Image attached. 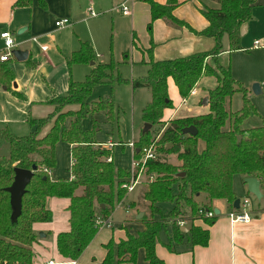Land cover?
Wrapping results in <instances>:
<instances>
[{"label":"trees","instance_id":"obj_1","mask_svg":"<svg viewBox=\"0 0 264 264\" xmlns=\"http://www.w3.org/2000/svg\"><path fill=\"white\" fill-rule=\"evenodd\" d=\"M31 0H18L17 6L28 5ZM150 4L152 21L148 24L150 34L153 21L159 18L169 20L176 25H185L173 13L178 0H168L162 4L155 0H145ZM220 8L203 9L209 25L198 34L214 37L216 44L210 51L193 53L187 56L166 60L151 58L146 75L130 80L134 89L149 87L152 100L143 111L145 123L152 124V130L142 132L135 143L134 158H138V149L145 147L153 135L156 124L163 125L164 110L172 106L168 91V78L172 77L182 97L190 96L196 84L204 75H214L219 85L209 91V110L206 113L177 117L170 121L160 136L163 144L160 151L177 154L180 161L174 164L161 158L150 159L146 163V172L151 180L142 193L150 214L141 221L145 228L136 234L127 233V238L116 242L111 239L105 244L107 254L101 264H123L136 262L139 250L144 249L149 264H166L156 252L162 235L168 232L172 241L168 245L185 240L191 245L206 246L210 232L194 224L201 206L212 208L215 199H226L233 206L238 198L235 195L233 181L235 175L257 177L261 180L264 192V118L257 126L248 127L246 121L260 115L249 96V90L232 73L229 67L218 63L219 55L225 50L224 35L229 36L231 49L241 47V27L251 19L256 0H218ZM153 47V46H152ZM149 53H153V48ZM215 59L216 67L208 64L207 58ZM96 61V53L89 42H83L81 48L69 59L74 63ZM27 64L31 66L30 60ZM116 63L97 62L84 80L70 78L68 92L64 95H52L44 103L54 106V111L44 118L29 117L33 131L28 135H15L9 129L0 130V139L10 144L8 155H0V264H36L33 245L38 235L34 225L37 222H49L52 211L47 207L49 197L69 198L70 230L61 232L57 237L58 252L65 258L78 259L98 233L100 226L97 217L109 218L116 206L126 197L128 190L123 183L130 182L133 174L118 167L112 158V151L101 145L95 138L94 126L86 129L83 120L99 111H107L108 119L114 121L115 104L111 101H90L95 86L101 83L127 82L120 73L115 74ZM15 73L11 61H0V84L23 97L13 88ZM236 93L242 96V105L238 110L227 108L228 100ZM78 105V108H69ZM51 125L50 130L41 135L42 130ZM195 125L197 135L185 134L183 129ZM243 138L238 142V136ZM72 145L73 165L71 179H53L51 171L56 167V146L60 141ZM37 168L27 186L23 197L22 213L12 218L13 207L11 186L15 168ZM184 174V175H182ZM136 177V173L134 178ZM82 188V193L77 191ZM201 195L207 202L199 201ZM264 201V199H263ZM173 203L168 209L167 204ZM257 207H263L258 203ZM179 218L191 221L189 231L182 230ZM207 219L212 225L215 220Z\"/></svg>","mask_w":264,"mask_h":264},{"label":"crops","instance_id":"obj_2","mask_svg":"<svg viewBox=\"0 0 264 264\" xmlns=\"http://www.w3.org/2000/svg\"><path fill=\"white\" fill-rule=\"evenodd\" d=\"M17 1L0 0V35L3 31H10L18 44L17 49L26 46L23 50L29 51L27 60H30L31 63L30 66L27 64V60L19 61L16 56L10 60L15 73V80L12 83L13 88L17 89L23 97L16 95L13 91L0 84V130L9 129L10 132L13 131L12 133H16V135L18 133L15 131H25V133L29 131L31 133L34 127L29 124V117L44 118L54 111V106L46 104L44 101L54 94H66L69 89L70 78L75 81L84 80L95 63H97V61H92L88 64L74 63L70 66L69 59L74 52L81 48L83 42H89L93 46L95 53L97 52L95 45H97L96 35L99 30L95 34L93 27L97 25L93 20L103 11L116 10L121 15V18L131 19L132 48L136 53L135 58L131 60L130 53L132 51L129 49L124 52L123 61H129L133 65L137 63L145 64V70L148 71L150 66L147 62L151 58L156 61L174 59L213 49L216 44L215 38L198 34L197 31L206 29L210 23L204 15L203 9L207 7L220 8L221 6L218 0H178L173 13L179 20L184 21L185 25H176L167 19L159 18L153 21V30L150 34L148 24L152 21L151 7L145 0H31L28 5L24 6H17ZM124 1H127V5L130 7V14L122 12L120 4ZM155 1L165 4L168 0ZM261 5L264 6V0H256L253 13ZM97 6L100 8L99 12L96 10ZM91 9L95 11L96 15L90 13ZM64 18L69 19V23L63 28H58L55 22ZM251 19L241 27L242 48L231 49L229 36L227 34L224 35L223 45L225 50L219 55L218 63L229 67L234 76L244 86L247 85L249 96L253 102L255 93L251 86L256 81L264 80V76H260V73L256 71L254 61H250L246 66H243L244 69L234 62L235 52L264 48V44L261 43L259 47L255 46V41L260 36H257L252 41L251 46L246 47L242 43L243 38L247 36L249 30L247 24H249ZM245 26L247 27L245 28ZM21 29H23V32L19 33ZM17 31L21 35L19 38L16 37L15 32ZM226 36L228 37V42L224 40ZM33 37H36L37 40H33ZM0 41L3 42L4 47V40L1 36ZM151 47L153 48L152 54L149 53ZM254 54L260 55V52ZM96 55H99V53ZM101 56L104 57L103 54ZM207 62L210 66L216 67L217 62L213 57H208ZM15 83L17 86H15ZM218 85L219 81L216 76L204 75L193 89L195 93H191L185 102V98L181 96L174 79L169 77L168 91L172 99V106L164 110L162 121L166 125L177 117H189L208 112L209 99L207 101L206 98L209 97V91L215 89ZM140 88L150 89L149 87ZM256 103L258 102L256 101ZM241 105L242 96L240 93H236L227 103V106L233 111L238 110ZM69 108L76 109L78 105H73ZM259 114H253L252 116L264 118L260 112ZM252 116L247 121H250ZM245 125L248 127L257 126ZM50 127V124L47 125L42 130L41 135L46 134ZM25 133L19 136L25 135ZM3 140L6 139H0V148L3 147V149L5 148L4 151H6L8 146L6 147V143L4 144ZM99 142L104 143L102 141ZM69 145L72 147L71 144ZM114 147L105 148L113 151ZM111 157L113 158V156ZM71 158L73 165L72 153ZM53 170L51 171V177ZM238 177V186L235 182V177L233 181L235 195L241 200L249 197L252 203L257 205L259 201L248 191V186L245 182L246 177L241 175H238ZM71 178L69 177L68 179ZM135 190L136 188L131 192ZM77 194H79L78 191ZM125 198L121 201L122 203L125 202ZM204 202H207V200ZM217 202L224 203L220 206L216 204ZM69 204V198H48L47 207L52 211L53 219L49 222H37L34 225L35 233L38 235L37 241L33 245L36 264H44L50 260H54L55 264H101L107 254L106 243L111 239L119 242L127 238L128 232L136 234L145 228V222L141 221L142 218L137 219V215L142 211L145 215L146 209L139 207L135 217L122 220L114 219L115 209L109 217L112 226H102L78 259H68L58 252L57 237L59 233L70 230ZM261 204L264 207L263 199ZM135 206V201L129 202L126 205V212L129 213L130 209ZM233 207L226 199H215L212 201V208L220 210L215 222L212 225L201 220L194 222V224L209 230L210 240L206 246H193L189 241L185 240L181 244H174L172 246L173 250H171L168 246L172 241L171 235L168 232H164L162 237H166L168 241H162L157 244V255L166 264H264V211L255 215L249 223H232L228 218V213ZM190 224L191 222L184 226L187 231H189ZM40 231L42 235H39ZM46 238H51L53 244L50 245L54 246L46 245ZM145 257V250L141 249L136 262L128 261L123 264H149Z\"/></svg>","mask_w":264,"mask_h":264},{"label":"rangeland","instance_id":"obj_3","mask_svg":"<svg viewBox=\"0 0 264 264\" xmlns=\"http://www.w3.org/2000/svg\"><path fill=\"white\" fill-rule=\"evenodd\" d=\"M108 4V3H106ZM96 10L99 12L100 8L97 6ZM95 20V21H94ZM93 22L97 25L94 26V31L99 30V33L96 35L97 45H95L96 61L97 62H109L112 59L116 63L115 74L118 72L123 78L128 79L127 82H113V83H101L94 87L91 96L89 97L90 101H111L115 104V117L114 121L108 119L107 111H99L93 117L89 115L83 120V125L86 129H91L94 126L93 118L96 120L97 127L95 128V138L97 141L102 142H112L114 143L113 149V159L114 163L118 166L127 170L129 172L134 171V148L130 144L131 142H137L141 136V132L145 126V122L143 119V111L147 106L148 102L151 99L152 91L148 88H139L134 89L130 80L138 78L140 76H144L147 74V70L145 64L137 63L132 64L129 61H123L124 52L132 51L130 53V59L135 58V53L132 48V31H131V19L130 18H121V15L115 11H103L99 16H97ZM92 23V22H91ZM86 23V24H91ZM248 33L246 38H243L242 43L246 45V47L251 46L252 41H254L257 36H260L258 41L261 44H264V6H258L257 10L254 11L253 17L249 24ZM247 26H245L246 28ZM85 31L87 29L84 27ZM16 37H20L18 31L15 32ZM226 42H228V37L224 38ZM256 40V41H257ZM255 41V42H256ZM26 48V46H22L19 49ZM3 50V42L0 41V54ZM136 51V50H135ZM256 52H260L259 54H254ZM104 55L102 57L101 55ZM130 60V61H131ZM234 62L235 64H239L242 69L243 66H246L250 61H254L256 64V71L260 73V76H264V48L260 50H252L248 51H238L234 53ZM88 64V63H85ZM82 67V66H80ZM79 69V68H78ZM233 73V72H232ZM234 75V74H233ZM260 83L262 85V94L254 95V103L257 106L258 111L264 116V80H259L254 83ZM253 83V84H254ZM252 84V85H253ZM246 85V84H245ZM247 86V85H246ZM252 87V86H251ZM152 100V99H151ZM256 101L258 103H256ZM229 108V106H227ZM261 117V116H260ZM262 123L261 118L258 116H252L250 121H246L245 124L250 125H259ZM168 124L163 125L156 124L154 128L153 135L150 137L148 143H146L145 147H153L155 152L157 153L158 158L166 160L168 162L177 164L180 163L177 154H168L160 151L163 144L160 142V136L164 132L165 128ZM29 127V126H27ZM152 128V127H151ZM29 130V129H28ZM152 130V129H150ZM13 132V131H11ZM21 135L24 134L25 131H15ZM30 132H26L25 135H28ZM16 135V133H13ZM3 143H6V151H4L3 147L0 148V155H8L10 151V145L6 140H3ZM134 143V145H135ZM140 152V151H138ZM143 155L139 154L137 159H141ZM56 159L57 164L56 168L53 170L52 178H69L72 177V158H71V147L68 142L60 140L56 146ZM147 168L141 172L138 178V184L134 192H128L127 197L125 198L124 203H120L119 206L116 207L115 210V220H122L136 216V212L139 207L142 209H146V214L149 215L150 211L146 203H144V199L140 196L144 190L148 182L151 180L150 176L146 172ZM238 175H235V182L237 186L239 185ZM132 178H130V181ZM126 189V188H125ZM82 188L78 190L80 194ZM199 201H206V196L202 195L198 198ZM135 201L136 206L130 209L129 213L126 212V205L129 202ZM224 202H217V205H223ZM168 209L173 207V203H169L166 205ZM38 229V228H36ZM42 233L41 231L39 232ZM163 241H168L166 237H162ZM45 243L48 246L53 244L51 238H46ZM48 243V244H47Z\"/></svg>","mask_w":264,"mask_h":264},{"label":"built area","instance_id":"obj_4","mask_svg":"<svg viewBox=\"0 0 264 264\" xmlns=\"http://www.w3.org/2000/svg\"><path fill=\"white\" fill-rule=\"evenodd\" d=\"M120 7L124 14H130L131 10L130 7L127 5V1L121 3ZM90 13L92 15H96L93 9L90 10ZM68 23H69V19L67 18L60 19L55 22L58 28H63L67 26ZM0 36L4 40V47L0 54V61H10L11 59L15 58L14 51L17 49L18 44L16 43L15 38L10 31L1 32ZM33 40H37V38L33 37ZM255 46L259 47L260 41L257 40L255 42ZM191 93L193 94L195 93V91L192 90ZM186 100L187 97L184 99V101L186 102ZM130 144L135 149L134 142H131ZM101 145L107 148H112L114 146V143L110 141V142L101 143ZM153 149H154L153 147H144L140 149V152L143 155V157H141V159L134 158V171L132 172L133 174L132 180L130 182H126L122 184V187L126 188L128 192H131L135 189L136 185L138 184L139 175L146 167L147 161L150 159L158 158L157 153ZM111 160L112 157H109L108 161ZM135 173H136V177L134 178ZM262 199H264V197ZM261 201H259V203ZM262 211H264V207L255 206L249 197H245L243 200H241L239 208L233 207V209L229 211L228 218L232 223H249L251 222V220L255 215L261 213ZM197 216L198 218H196L194 222L198 220L206 222L207 219L217 218L219 214L216 213L214 208H208V207L206 208L204 206H201L198 210ZM190 222L191 221L188 220L187 218L178 219V223L182 227L186 226ZM97 224L100 226V228L102 226H112V222L109 218H102L101 216L97 217ZM55 263L56 262L54 260H50L44 264H55Z\"/></svg>","mask_w":264,"mask_h":264},{"label":"water","instance_id":"obj_5","mask_svg":"<svg viewBox=\"0 0 264 264\" xmlns=\"http://www.w3.org/2000/svg\"><path fill=\"white\" fill-rule=\"evenodd\" d=\"M21 32H23V29L19 31V33ZM14 54L17 60L19 61H26L29 57L28 50L16 49L14 51ZM15 86H17L16 83H15ZM252 90L257 95L262 94V85H260V83L258 82L254 83L252 85ZM208 99L209 97L206 98L207 101ZM151 127H152L151 123H145L143 132H148L151 129ZM183 132L185 134H190V135L195 136L198 133V128L195 125H192V126L184 128ZM242 138L243 137L239 135L238 142H240ZM138 151H140V149H138ZM36 168H37L36 165H33L32 169H25V168H20V167L15 168L14 180L11 186L7 188V190L11 194V205L14 210L12 214L13 219H17L22 213L23 197L27 191L28 184L31 182L34 176V171L36 170ZM245 182L247 183L248 191L251 194H253L258 201H261L262 198L264 197V192L261 188V180L257 177L249 176L245 178ZM240 202H241V199L237 198L235 200L234 207L239 208ZM215 211L217 214H220V210L218 208H216ZM143 216H144V212L142 211L137 215V219H141L143 218ZM182 230L187 231L185 227H182ZM40 235H42V233H40Z\"/></svg>","mask_w":264,"mask_h":264}]
</instances>
